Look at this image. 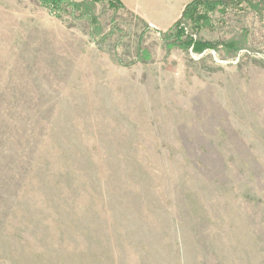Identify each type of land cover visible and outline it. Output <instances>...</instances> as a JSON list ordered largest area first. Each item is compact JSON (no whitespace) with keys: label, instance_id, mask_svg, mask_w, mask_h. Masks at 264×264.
I'll list each match as a JSON object with an SVG mask.
<instances>
[{"label":"rangeland","instance_id":"374dc122","mask_svg":"<svg viewBox=\"0 0 264 264\" xmlns=\"http://www.w3.org/2000/svg\"><path fill=\"white\" fill-rule=\"evenodd\" d=\"M191 1L0 0V264H264V16L170 46Z\"/></svg>","mask_w":264,"mask_h":264},{"label":"trees","instance_id":"16d2710c","mask_svg":"<svg viewBox=\"0 0 264 264\" xmlns=\"http://www.w3.org/2000/svg\"><path fill=\"white\" fill-rule=\"evenodd\" d=\"M43 6L54 14L61 16V12H66L67 8L72 9V13L80 10V16L87 17L89 21L94 22L95 27L102 32L101 23L97 20L96 5L98 3H105L109 6L118 9L122 4L120 0H84L79 4L72 2V0H65L68 3L62 5V0H42ZM108 2V3H107ZM253 13L255 16L260 14L264 16V0H192L184 8L182 17L176 22L166 33H162L164 37L169 38L170 46L181 43L187 49L193 45V50L201 52L206 49H224L227 53H238L247 42V38L255 33V26L248 22L253 21ZM233 16L240 18V21L247 22L249 26L239 25L236 29L234 37L228 40L210 41L200 36L201 31L207 26L217 27V22L221 20L222 26L231 27ZM250 20V21H247ZM245 24V23H242ZM232 28V27H231ZM254 30V33H252ZM229 30L223 28L222 32L227 33ZM196 35V36H195ZM255 36V34L253 35ZM172 39V40H171ZM245 43V44H243ZM262 47V48H261ZM260 48L256 46L250 47L251 49H263L264 43ZM142 48L138 46V55L141 56ZM235 54V55H236ZM246 56H242L244 59ZM241 58V59H242Z\"/></svg>","mask_w":264,"mask_h":264},{"label":"crops","instance_id":"0c3cea01","mask_svg":"<svg viewBox=\"0 0 264 264\" xmlns=\"http://www.w3.org/2000/svg\"><path fill=\"white\" fill-rule=\"evenodd\" d=\"M188 0H178V2L181 4V8L183 7V5L186 4ZM166 2V1H165ZM184 2V3H183Z\"/></svg>","mask_w":264,"mask_h":264}]
</instances>
